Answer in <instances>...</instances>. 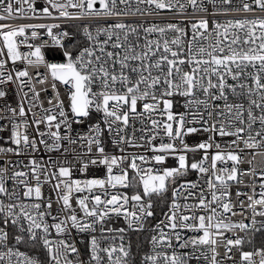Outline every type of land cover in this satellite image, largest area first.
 <instances>
[{
    "label": "snow or ice",
    "instance_id": "snow-or-ice-1",
    "mask_svg": "<svg viewBox=\"0 0 264 264\" xmlns=\"http://www.w3.org/2000/svg\"><path fill=\"white\" fill-rule=\"evenodd\" d=\"M46 3L63 18L96 17L114 22L98 27L95 35L84 26L88 45L75 56L65 50L64 63L46 65L53 81L68 86L71 122L63 102L57 97L53 108L43 110L44 115L33 113L32 123L41 137L37 141L26 133L28 122L24 119L23 105H19L18 113L17 109L9 108L8 111L21 120L10 121L9 139L15 147H0V156H20L26 150L36 152L38 144L48 152L60 150L64 140L75 144L76 139L62 135V126L69 133L72 123H84L83 118L90 117L94 110L102 114L103 126L100 123L90 125L91 134L79 137L86 142L88 155L87 160L79 157V170L84 172L90 164L104 166L106 177L85 181L70 179L71 168L65 166L66 161L45 166L41 161L29 159L24 165L28 171L10 161L0 164V197L4 198L0 199V264H41L40 260L14 246L29 242L42 246L47 254L44 264H136L131 256V246L126 247L123 243L126 229L109 227L108 222L113 216L122 217L127 229L142 230L144 221L154 216L151 197H164L169 183L176 184L177 178L187 175L189 169L208 176L206 184L211 198L208 199L203 191L198 197L193 196L191 190L199 187L195 181H185L173 188L165 218L152 229L151 251L143 255L139 264H189V260L200 258L197 252L205 260H209L208 253H211L209 264H221L217 259L220 245L224 246V257L228 260H233L229 253L235 248L239 252V264H264V246L245 251L243 237L233 239L225 235L236 229L241 232L249 229L248 224L230 222L225 215H237L227 199L229 182L239 183L240 175H256L254 170L241 172L238 165L242 157L231 146L264 149V0H240L238 6H234V0H207V4L212 5L211 13L204 0H46ZM139 5H147V8L141 9ZM189 7L193 14H206L191 23L190 39H186L185 30L176 24L133 26L121 19L137 13L151 15L153 11L177 9L183 14ZM257 10L260 15L228 19L225 23L207 19V15L254 14ZM27 12L36 13L34 0H0V21L24 17ZM43 15L51 16L49 7L43 8ZM56 27V24L0 23V42L7 49V60L43 63L41 48L29 43L26 46L34 50L22 55L18 51L17 37H24L26 42L29 29H33L31 36L35 39V29L46 28L54 44L59 46L60 39L52 33ZM169 32L173 33L171 38ZM154 34L156 38H150ZM3 55L0 52V56ZM4 67L5 60L0 59V70ZM28 75L27 70L17 71L15 81L23 85L22 78ZM13 80L11 74L5 76L0 71V85ZM38 82L44 83V80ZM52 87L55 90V83ZM32 91V98L36 99L39 94ZM6 94L0 90V98ZM175 97L183 98L184 112L173 111L178 103ZM136 120L144 125L139 129L143 133L139 137L143 143H137L135 135H126L130 121ZM41 124L48 128L47 132L39 131ZM196 124L201 128L188 126ZM3 130L0 126V131ZM105 130L115 132L113 143L117 146H146L153 153L150 160L156 165H164L168 157L173 156L177 166L143 168L137 161L148 164L149 158L144 155L108 154L101 139ZM198 131L232 137L230 150L217 151L209 157L208 150L213 143L201 142L189 147L184 137ZM45 136L51 138V144L43 139ZM157 140L159 143H154ZM212 140L210 136L209 141ZM93 146L95 158L91 156ZM220 147L219 143L215 144L216 149ZM200 150L204 152L203 159L189 164L186 153ZM120 151L123 153L125 149ZM255 154L253 151L252 155ZM209 159L210 166L205 167ZM125 161H129L127 168L135 173L132 179L127 168H121ZM229 161L231 168L218 167V162L227 164ZM114 169L119 172L114 174ZM260 179L264 180V172L260 173ZM52 181H55L52 183L55 201L51 197L45 198L42 190L43 185ZM130 187L142 191L137 190L131 195L110 191ZM260 187L264 189V183ZM183 192H187L183 197L185 200L191 198L197 202L178 203ZM239 195L242 193L238 192ZM259 195V199L248 197L247 207L252 209L253 217H264V211L257 212L255 208L264 205V191ZM54 202L58 205L55 213L52 210ZM197 210L205 214L198 215ZM256 223L253 219L252 227L255 228ZM73 230L86 235L78 241ZM255 231H264V221ZM182 232L198 235L184 236ZM117 236L120 244L115 243ZM80 243L84 245L83 252ZM189 248L191 252L179 251ZM233 264H236L235 260Z\"/></svg>",
    "mask_w": 264,
    "mask_h": 264
},
{
    "label": "built area",
    "instance_id": "built-area-1",
    "mask_svg": "<svg viewBox=\"0 0 264 264\" xmlns=\"http://www.w3.org/2000/svg\"><path fill=\"white\" fill-rule=\"evenodd\" d=\"M60 2H65V0H60ZM205 6L208 8L209 13L212 12V5L207 4V0H204ZM240 4V0H234V6H238ZM26 9L27 5H23ZM34 7L36 8V13L27 12L24 17L20 18H13L8 19L6 21H0V23H8L12 25H20V24H56L58 27L52 29V33L54 36H57L61 44L59 46L55 45L51 37L47 34L46 28L35 29L37 32V38L33 39L31 33L33 29H29L26 32V36L28 37L27 41L25 42L24 37H17L18 41V51L23 55L28 53L31 50L26 45L32 44L34 47H40L41 53L44 56V62L39 64H28L24 60H17L13 63L11 60H7V49L3 48L2 42H0V52H3L4 55L0 56V59L5 60V67L0 70L4 73V75L11 74L14 78L13 82H9L4 85H0V90H4L7 94L5 97L0 98V114L3 115V118L0 119V126H3L4 130L0 131V147H15L10 143V133H11V123L10 121L19 122L21 118L17 116H13L11 111H8L9 108L17 109L19 105H23L26 111V117L24 119L28 122V127L26 129V133L33 139L39 141L41 137L37 135L36 126L32 123L33 120V113L37 115H44V109H51L53 105L57 103V97L59 101L63 102L64 110L66 114L69 115L70 122L73 119L71 117L70 111V100H69V90L68 86L61 84L59 81H53L51 75L48 71L47 64L49 63H64L66 62L64 58V51L68 50L72 52L73 56L78 54V51L88 45L87 37L83 32V27L88 26L90 31L93 35L96 33V29L98 27H105L109 23H113L114 20L112 19H105V18H88L85 17L83 19H75V18H63L59 16V13L50 7L46 3V0H34ZM49 7L51 12L50 17H44L43 15V8ZM123 7V6H121ZM136 5L133 3V8ZM141 9H146L147 5H139ZM219 7V5H218ZM70 12H75L74 9H69ZM206 14L196 12L193 14V10L191 7L187 8L183 14L179 12V10L174 11H160L157 13L153 11L151 15H141L137 13L136 15H129L126 17H122L121 19L123 22L131 24L133 26H150L152 24L158 25L160 27H164L168 24H176L179 27L183 28L186 33V39H190L192 35L191 30V23L195 22V20L204 17ZM252 15H260L257 12L252 14H244L242 12L239 13H229L228 15H217L213 17L212 15H207V19L211 22L213 20L219 23H225L228 19H243L245 16L251 17ZM34 16H39L40 18H34ZM67 33V35H64ZM173 33L169 32L168 36L171 38ZM141 36L143 33L141 32ZM103 39V37H100ZM156 38L154 34L153 37ZM27 70L29 73L28 77L22 78L25 83L21 85L19 82L15 81V74L17 71ZM43 79L44 83H39L38 80ZM55 83L56 87L55 90L53 89L52 85ZM229 83L231 81L229 80ZM38 93V97L33 99V91ZM27 93V96L24 94ZM178 103L174 105V112H184L185 109L182 106L183 98L175 97L174 98ZM49 100L52 103H49ZM58 112V109L56 110ZM159 119V117H157ZM84 123L77 124L72 123L71 131L69 133L65 132L64 126L61 128L62 135H70L73 139H76L78 142L75 144H70L67 140L62 141V146L60 150H54L52 152H48L43 145L38 144V150L36 152H31L30 150H26L22 155L16 156L13 154H8L6 156H0V164H3L7 161L19 164L20 168L25 171L29 169L24 168V165L27 163L29 159H36L37 161L43 162L45 166L48 164L58 165L62 162H67L65 166H69L71 168V176L70 179L85 181L87 179H103L106 177V168L104 166H96V165H89L88 169L84 172H81L79 169L81 167V162L79 157H83V159L87 160V144L84 141H81L79 137L81 136H88L90 135L89 126L102 123V114L96 113L94 110L91 112L90 117L83 118ZM147 123V121H146ZM188 126H195L197 128H201L200 124L196 125H188ZM144 127L140 123L139 120L130 121L129 127L126 129V135L131 137L135 135L137 143H143L139 139L143 133L139 131L140 128ZM256 127L258 128L259 125L257 124ZM39 131L47 132L48 128L44 124L39 126ZM212 136L213 140L209 141V137ZM116 138L115 132L109 133L105 130L101 136L103 146L105 147V151L108 154H114L117 156L126 155L131 156L132 154L144 155L149 158L148 164H141L140 161L137 163L143 167H153L155 169H161L163 167H176L177 161L173 156H169L166 163L164 165H156L154 162L150 160L153 153L147 149V147L143 148H134V147H127L126 145H119L113 143V139ZM43 139L46 140L48 144L52 143L51 138L45 136ZM166 139V138H165ZM232 137H220L219 135H215L211 132H204L198 131L196 133L187 135L184 137L185 143L188 144L189 147H195L197 144L201 142H208L213 143V147L208 150L209 157L215 154L217 151L227 152L230 150V141ZM259 139V138H258ZM154 143H159V140L155 141ZM219 143L221 145L220 149L215 148V144ZM179 146V142H177ZM124 148L125 151L121 153L120 149ZM231 149L236 150L242 157V162L238 165L241 172H251L255 171L256 175L252 174H245L239 176V183L231 181L229 182L230 187L228 188V197L229 201L233 205V211L237 213V215H232L231 213L225 214L228 217L230 222H244L249 225V229L246 232H241L239 229H236L234 232H227L225 235L228 238L235 239L237 236L243 237L245 243L242 245L243 250L245 251H253L258 247L264 246V231H255V228L260 226V222L264 221V217L255 216L253 217L252 209L248 208L247 205L249 204L248 197L253 196L255 199L260 198V192L264 191L261 189L260 185L264 183V180L260 179V173L264 172V149H256V150H249L243 149V145L240 146V149H236V146L232 145ZM255 151V156L252 155V152ZM79 154V155H78ZM91 156L95 158V146H93V151ZM187 161L189 164L193 162H198L204 157V152L202 150L196 152H187ZM129 161H125L124 164L121 165V168H127V164ZM205 167L210 166V159L205 162ZM218 167H228L231 168V162H227V164L218 162ZM51 171V169H50ZM129 173V178L132 179L135 177V173L130 169L127 168ZM119 169H114V174H117ZM208 176L202 175L198 172H194L191 169L188 170L187 175L183 177H178L176 184L169 183V190L165 194L164 197L153 196L151 200L153 202V212L154 216L151 218H147L144 221V226L142 230H132L127 229V225L123 218H117L115 216L108 222L109 227H116L120 228L123 227L126 229L124 233L123 243L126 247L129 245L131 250L132 259L136 261V264H139L140 259L143 257L145 253L151 251V245L149 243L151 236L154 234L152 229L156 223L163 220L164 213L168 211V205L171 203V192L173 188H178L180 184L184 183L185 181H195L199 187L197 189L191 190L193 192L194 197H198L200 192L203 191L205 196L210 199V193L207 189V181ZM43 179V178H42ZM138 180V178H137ZM52 183L55 181L50 182L49 184L43 185V193L45 198L51 197L53 201H55V193L52 190ZM11 182H9V188H11ZM142 189H138L137 187H130L128 189H115L110 191H118L122 193H126L131 195L133 192ZM242 193V195L237 196V193ZM79 195V194H77ZM187 196V192H183V194L178 197L177 202L184 204V203H196L197 200L195 199H188L185 200L183 197ZM0 199H4L0 197ZM147 199V198H146ZM74 203V201H73ZM58 205L54 202L53 203V212L55 213ZM256 211H264V205H257L255 206ZM197 214H205L197 210ZM256 220L255 228L252 227V220ZM49 222H51V218H49ZM11 230V229H9ZM73 234L77 237L78 241L82 236L86 234L76 233L73 230ZM53 232V237H54ZM96 235H99L97 232ZM184 236H192L198 235L197 233L191 232H182ZM249 241H256L259 245L253 246L250 249H247V246L250 244ZM14 243V242H13ZM116 244H120L121 241L117 236L115 240ZM18 248L21 252L29 255L33 258H36L41 261V264L47 259V254L42 248L35 243L29 242L27 244L21 245H14ZM81 251H84V245L82 243L79 244ZM171 251V250H169ZM179 251H187L191 252L192 249L189 248L187 250H179ZM217 252L219 253L217 259L221 261V264H233V260L236 261V264H239V252L234 248L229 255L233 257V260H228L224 257L225 248L223 245L217 247ZM199 256V259H191L189 260V264H209L211 253H208L209 260H205L203 256L200 255V252L196 253ZM258 260V258H257Z\"/></svg>",
    "mask_w": 264,
    "mask_h": 264
},
{
    "label": "rangeland",
    "instance_id": "rangeland-1",
    "mask_svg": "<svg viewBox=\"0 0 264 264\" xmlns=\"http://www.w3.org/2000/svg\"><path fill=\"white\" fill-rule=\"evenodd\" d=\"M256 245H259L258 242L256 241H251L250 244L247 246V249L253 247V246H256Z\"/></svg>",
    "mask_w": 264,
    "mask_h": 264
},
{
    "label": "water",
    "instance_id": "water-1",
    "mask_svg": "<svg viewBox=\"0 0 264 264\" xmlns=\"http://www.w3.org/2000/svg\"><path fill=\"white\" fill-rule=\"evenodd\" d=\"M97 7H98V5H97ZM196 162V161H195ZM194 163V162H193Z\"/></svg>",
    "mask_w": 264,
    "mask_h": 264
}]
</instances>
